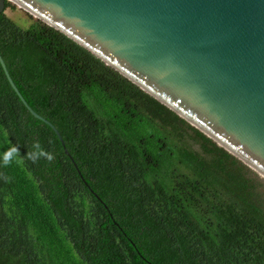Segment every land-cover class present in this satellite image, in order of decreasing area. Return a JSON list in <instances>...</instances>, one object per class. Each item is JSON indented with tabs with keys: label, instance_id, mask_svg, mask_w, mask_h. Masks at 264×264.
Masks as SVG:
<instances>
[{
	"label": "trees",
	"instance_id": "1",
	"mask_svg": "<svg viewBox=\"0 0 264 264\" xmlns=\"http://www.w3.org/2000/svg\"><path fill=\"white\" fill-rule=\"evenodd\" d=\"M0 54L84 178L0 64V156L19 149L0 165V264H264L255 171L40 20L0 15Z\"/></svg>",
	"mask_w": 264,
	"mask_h": 264
},
{
	"label": "water",
	"instance_id": "2",
	"mask_svg": "<svg viewBox=\"0 0 264 264\" xmlns=\"http://www.w3.org/2000/svg\"><path fill=\"white\" fill-rule=\"evenodd\" d=\"M82 46L264 180V0H0ZM6 78L27 110L58 129Z\"/></svg>",
	"mask_w": 264,
	"mask_h": 264
},
{
	"label": "clouds",
	"instance_id": "3",
	"mask_svg": "<svg viewBox=\"0 0 264 264\" xmlns=\"http://www.w3.org/2000/svg\"><path fill=\"white\" fill-rule=\"evenodd\" d=\"M28 158L31 159L34 163L39 161L41 158L47 159L51 162L54 159V156L50 152H46L39 143H34L32 146V151L27 154ZM19 157V149L16 146H11L6 152L0 156V165L6 167L13 162L14 159ZM19 162V161H17ZM5 180H8L7 177H4Z\"/></svg>",
	"mask_w": 264,
	"mask_h": 264
},
{
	"label": "rangeland",
	"instance_id": "4",
	"mask_svg": "<svg viewBox=\"0 0 264 264\" xmlns=\"http://www.w3.org/2000/svg\"><path fill=\"white\" fill-rule=\"evenodd\" d=\"M14 7L6 10V15L16 22L20 27L27 29L37 19L21 9L19 6L12 4Z\"/></svg>",
	"mask_w": 264,
	"mask_h": 264
}]
</instances>
